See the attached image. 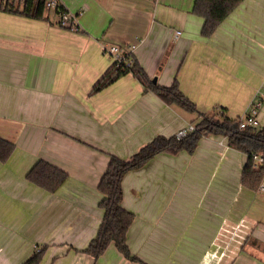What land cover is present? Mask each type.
<instances>
[{
  "label": "crops",
  "instance_id": "1",
  "mask_svg": "<svg viewBox=\"0 0 264 264\" xmlns=\"http://www.w3.org/2000/svg\"><path fill=\"white\" fill-rule=\"evenodd\" d=\"M58 1L78 31L55 11L0 10V137L16 146L0 163V264H23L42 247L41 264H138L114 245L98 259L83 252L104 216L99 184L112 156L128 160L197 116L131 73L91 94L113 67L106 51L135 46L157 85L177 80L207 116L243 117L261 102L264 129V0H244L210 38L195 0ZM247 158L226 136L204 133L193 154L161 153L127 173L131 253L146 264H264V192L242 185ZM40 161L68 175L57 192L27 180Z\"/></svg>",
  "mask_w": 264,
  "mask_h": 264
},
{
  "label": "trees",
  "instance_id": "2",
  "mask_svg": "<svg viewBox=\"0 0 264 264\" xmlns=\"http://www.w3.org/2000/svg\"><path fill=\"white\" fill-rule=\"evenodd\" d=\"M243 1L195 0L193 12L205 20L201 32L202 36L210 38L220 24ZM45 4L46 0H26L24 3L16 0H0V10L28 18L43 19L47 12ZM132 56L133 63L130 68L123 69L114 64L96 84L91 94L103 91L122 76L131 73L145 87L146 91L155 93L168 105L177 106L201 119L195 125L196 131L183 140H178L176 136L170 138L159 136L142 147L128 160L112 156L99 184L98 188L103 196L99 206L103 210L104 216L96 238L83 252L94 259H98L107 251L109 246L114 245L127 260L146 264L131 253L127 244L128 232L135 220V215L122 206V182L125 175L144 168L161 153L176 154L186 151L193 154L204 133L220 134L228 138L230 147L248 156L243 171L242 185L252 191H258L264 180V169L254 168L252 156L258 153L264 154V129L247 127L240 130L241 117L231 118L226 116L224 112L213 116L201 113L196 104L181 91L177 80L169 87L154 84L147 72L136 61L134 54L126 53V57L132 58ZM15 148L16 146L12 141L0 137V163H6L11 158ZM26 178L37 187L55 193L67 181L68 175L49 163L40 161L28 172ZM47 250L48 247L37 248L23 264H41Z\"/></svg>",
  "mask_w": 264,
  "mask_h": 264
},
{
  "label": "built area",
  "instance_id": "3",
  "mask_svg": "<svg viewBox=\"0 0 264 264\" xmlns=\"http://www.w3.org/2000/svg\"><path fill=\"white\" fill-rule=\"evenodd\" d=\"M17 2H21L24 3L26 0H16ZM46 10L48 11H55L58 13V15L60 16V25L62 27H68L71 30L74 31H78L79 28L75 23L76 18L67 13L63 7L60 5L58 0H46V4H45ZM181 32H177L176 36L180 37L181 36ZM135 50V46L130 47L128 50H123L121 49L119 46H113L110 47V49H108L106 52L107 54H109L112 59H113V65L115 64L118 67H122L123 69H128L131 67L132 63H133V56L131 57H126V53L128 54H134ZM261 107V102H256L254 103L249 112L241 117V122L239 124V129L240 130H244L247 127H258L259 126V122L257 120V114H258V110ZM196 131V126L194 124H190L188 125L186 128L180 130L177 134H176V138L178 140H183L187 137H189L190 135H192L194 132ZM253 161H254V168L255 169H264V154L262 153H258V154H254L253 156ZM260 191L264 192V180L259 188Z\"/></svg>",
  "mask_w": 264,
  "mask_h": 264
},
{
  "label": "rangeland",
  "instance_id": "4",
  "mask_svg": "<svg viewBox=\"0 0 264 264\" xmlns=\"http://www.w3.org/2000/svg\"><path fill=\"white\" fill-rule=\"evenodd\" d=\"M199 121H201V119L197 116V118H196V124H197Z\"/></svg>",
  "mask_w": 264,
  "mask_h": 264
},
{
  "label": "water",
  "instance_id": "5",
  "mask_svg": "<svg viewBox=\"0 0 264 264\" xmlns=\"http://www.w3.org/2000/svg\"><path fill=\"white\" fill-rule=\"evenodd\" d=\"M153 83L156 84V80H153Z\"/></svg>",
  "mask_w": 264,
  "mask_h": 264
},
{
  "label": "bare ground",
  "instance_id": "6",
  "mask_svg": "<svg viewBox=\"0 0 264 264\" xmlns=\"http://www.w3.org/2000/svg\"><path fill=\"white\" fill-rule=\"evenodd\" d=\"M192 124V123H191Z\"/></svg>",
  "mask_w": 264,
  "mask_h": 264
}]
</instances>
